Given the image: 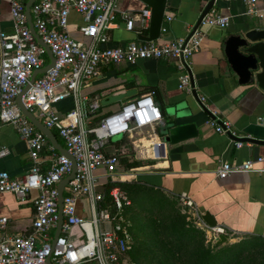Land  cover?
Returning <instances> with one entry per match:
<instances>
[{"label":"built area","instance_id":"obj_1","mask_svg":"<svg viewBox=\"0 0 264 264\" xmlns=\"http://www.w3.org/2000/svg\"><path fill=\"white\" fill-rule=\"evenodd\" d=\"M115 1L35 0L29 8L34 31L48 47L53 63L44 73L35 75L21 102L44 127L56 133L75 162L73 177L61 189V222L57 237L53 238L57 224V183L69 174L71 165L16 103L15 98L28 83L31 73L47 64L48 59L29 31L23 3L9 0L11 31H0V124L10 125L25 142L30 165L19 177L0 170V193H11L19 201L27 198L30 191L35 195L30 199L33 216L27 232H7L8 217L0 214V264H134L128 257V233L113 223L114 216L108 205H101L108 197L109 205L117 213L129 204L118 186L106 184L123 181L127 174L117 171L116 156L106 153L104 146L116 135L132 137L136 130L161 120V112L151 93L146 92L125 100L89 126L88 114L96 111L99 104L88 101L80 88L102 65L134 64L139 59H174L180 71L177 88L190 92L187 59L199 50L204 30L211 26L224 28L228 16L212 8L216 2L213 0L188 36L190 29L184 36L168 41H126L108 46L107 31L116 26ZM242 1L245 14L264 16V0ZM71 9L82 15L83 23L78 31L88 39L87 44L73 39L66 31V17ZM149 15L148 8L140 10L141 26H148ZM170 19L171 14L163 12L159 34L166 30L163 20ZM67 97L72 99L73 107L58 114L54 105ZM196 101L201 110L206 109L203 96H197ZM209 113L207 122L214 131H227L231 138L237 137L229 130L228 122L214 112ZM234 145L239 147L241 141L234 140ZM45 149L52 154L49 165L41 170L40 156ZM4 154L5 149L0 148V156ZM261 160L256 157L238 163L219 161L215 176L225 178L232 172L255 170L253 164ZM97 169L102 171L96 173ZM180 197L193 209L196 224L209 239L215 240L218 234L229 236L221 225L207 226L193 202L186 196ZM72 229L78 231L74 239Z\"/></svg>","mask_w":264,"mask_h":264},{"label":"crops","instance_id":"obj_2","mask_svg":"<svg viewBox=\"0 0 264 264\" xmlns=\"http://www.w3.org/2000/svg\"><path fill=\"white\" fill-rule=\"evenodd\" d=\"M25 6L28 0H19ZM207 0H166L164 12L171 14L168 22L162 24L166 30L156 38L157 42L168 41L184 36L195 24ZM147 8L139 0H116V26L107 31L106 45L113 46L126 41L141 42L138 36L146 35L147 27L141 26L139 12ZM220 14L228 16L224 28L211 26L204 30L200 48L187 59L193 89L197 96L205 98L207 110L228 122V128L237 137L214 131L207 122L208 115L202 111L190 92L177 88L180 71L174 59H139L134 64L119 62L98 68L96 74L80 88L88 101H97L98 113L116 109L125 100L139 94L150 92L153 101L161 112V120L142 127L137 137H120L130 140L134 159L145 161L131 168L129 177L151 189L167 196H186L200 213L207 211L217 225L225 228L228 241L243 236L264 239V91L254 82L239 84L236 75L230 70L223 54V40L228 34L238 33L247 28L264 26V16L245 14L242 0H216L212 7ZM126 15L127 17H123ZM83 23L82 15L69 10L66 17V31L84 44L88 39L82 37L78 26ZM130 23V26L127 24ZM0 31H11L9 0H0ZM151 91H147L148 89ZM133 90L129 96L119 101L100 104L99 100L109 95ZM185 102L191 114L181 122H193L196 135L176 144L162 142L166 111ZM73 107L67 97L54 105L58 114ZM52 131V130H51ZM57 142L63 147L61 139L52 131ZM112 139V138H111ZM234 140L241 145L235 147ZM123 142L108 141L104 146L106 153L122 149ZM180 146L177 152H169ZM0 148L5 154L0 156V170L12 177H19L30 165L25 142L8 124H0ZM51 152L43 150L39 167L45 169L50 162ZM255 170L232 172L225 178L215 176L219 161L238 163L244 159L254 160ZM97 169L95 172L100 173ZM28 193L23 201L11 193H0V214L6 215V231L25 233L33 216L31 198ZM79 213V212H78Z\"/></svg>","mask_w":264,"mask_h":264},{"label":"rangeland","instance_id":"obj_3","mask_svg":"<svg viewBox=\"0 0 264 264\" xmlns=\"http://www.w3.org/2000/svg\"><path fill=\"white\" fill-rule=\"evenodd\" d=\"M138 135L134 132L132 138ZM132 138H125L122 148L130 153L133 152L130 143ZM117 139L118 136H115L110 141L114 142ZM126 174H130V171ZM132 178L124 177L121 182L130 184V187L123 185L120 188L129 204L123 206L117 213H110L114 216L113 223L118 224L129 235L132 251L128 257L132 263L194 264L193 254L197 248L207 249L213 254L222 252L224 248L231 246L229 244L251 240L250 236H243L216 246L214 240L209 239L204 230L196 224L193 209L185 205L179 197L167 196ZM180 224L188 232L179 239V235H174L173 230ZM71 236L73 239L76 238L78 231L72 229ZM178 239L180 243H176ZM262 257L264 243L257 242L253 247L247 245L238 252H231L229 257L217 261L216 264H260Z\"/></svg>","mask_w":264,"mask_h":264},{"label":"water","instance_id":"obj_4","mask_svg":"<svg viewBox=\"0 0 264 264\" xmlns=\"http://www.w3.org/2000/svg\"><path fill=\"white\" fill-rule=\"evenodd\" d=\"M34 1L35 0H28L26 2L24 6V13L26 16L29 31L32 34L35 42L44 49L48 59V63L31 73L28 79V83L22 87L15 100L22 114L35 126V128H37L46 137L48 142L58 153L65 155L70 161L71 170L69 174L57 183V224L53 233V238H56L61 222V189L62 186L73 177L75 171V162L72 156L67 153V151L57 142L53 132L50 129L44 127L40 123V121L23 106L21 102L22 94L27 90L35 75L44 73L53 63V57L48 47L41 42V40L35 33L30 20L29 8ZM139 1L149 9L150 15L146 35L138 36V39L141 41L155 40L159 36V27L162 21V15L164 12L166 0ZM212 4L213 0H207L202 10L200 11L195 24L190 28L187 36L197 26L200 18L209 10ZM223 54L230 70L236 75L237 83L247 84L254 82L259 89L264 91V26L247 28L238 33L228 34L223 40ZM190 87V93L192 97L197 100V95L193 89L191 75ZM131 93H133L132 89L124 91L120 94L109 95L101 98L99 100V103L107 104L119 101L123 97L129 96ZM202 111H204L207 115L210 114L209 111L205 108L202 109ZM190 114L191 112L186 108L185 102H181L178 105L167 110L166 119L164 120L163 126L164 128L161 131L162 142L172 145L185 139L194 137L196 135L195 124L193 122H181L182 118H185ZM179 150L180 146H174L173 148L169 149V152H177ZM200 218L207 226H214L216 224L213 216H211L207 211L200 212ZM214 242L215 244H225L226 242H228V236L226 234H218L215 237ZM46 261L48 262V260Z\"/></svg>","mask_w":264,"mask_h":264},{"label":"trees","instance_id":"obj_5","mask_svg":"<svg viewBox=\"0 0 264 264\" xmlns=\"http://www.w3.org/2000/svg\"><path fill=\"white\" fill-rule=\"evenodd\" d=\"M147 91H151V89L149 88ZM103 114L104 113H98V111H94V112L89 113L88 114L89 126L94 125L98 121L100 116H102ZM115 142L125 143V137H120ZM113 154L117 158V166H116L117 168L116 169L119 172L130 171L131 168L140 166L145 162L143 160L134 159L132 154L129 151H126V149H118ZM126 177H129V176H126ZM106 184L108 187H112V186L116 185L119 187V189L123 185H125V187H130L129 186L130 184L124 183L121 181L107 182ZM109 204H110V202H109L108 197H105L104 202H102L101 205L102 206L108 205L107 207L109 209V212L113 213L114 209ZM175 227L176 228L173 230V233H174V235H176V234L179 235V239L181 238V236H184L188 232L186 229L183 228V226L181 224L178 227L177 226H175ZM257 242H263L264 243V239L260 238V237H251V240L238 241V242H235L233 244H229L231 246H229L228 248H224V250H222V252H217V253H213V254H210L209 250H207V249L197 248L193 254L194 255L193 257H195L194 264H216L217 261H219L225 257H229L231 252H238V251L242 250L247 245H250L251 247H253V245ZM176 243H180V240L177 241ZM215 245L217 246V244H215ZM131 251L132 250L129 249L128 254L131 255ZM260 264H264V257H262V261L260 262Z\"/></svg>","mask_w":264,"mask_h":264},{"label":"bare ground","instance_id":"obj_6","mask_svg":"<svg viewBox=\"0 0 264 264\" xmlns=\"http://www.w3.org/2000/svg\"><path fill=\"white\" fill-rule=\"evenodd\" d=\"M126 176H128V174Z\"/></svg>","mask_w":264,"mask_h":264}]
</instances>
